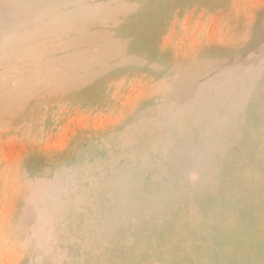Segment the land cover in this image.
<instances>
[{"label": "rangeland", "instance_id": "374dc122", "mask_svg": "<svg viewBox=\"0 0 264 264\" xmlns=\"http://www.w3.org/2000/svg\"><path fill=\"white\" fill-rule=\"evenodd\" d=\"M0 264H264V0H0Z\"/></svg>", "mask_w": 264, "mask_h": 264}]
</instances>
